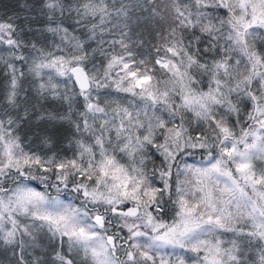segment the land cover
<instances>
[{"label": "snow or ice", "instance_id": "1", "mask_svg": "<svg viewBox=\"0 0 264 264\" xmlns=\"http://www.w3.org/2000/svg\"><path fill=\"white\" fill-rule=\"evenodd\" d=\"M0 264H264V0L0 11Z\"/></svg>", "mask_w": 264, "mask_h": 264}, {"label": "trees", "instance_id": "2", "mask_svg": "<svg viewBox=\"0 0 264 264\" xmlns=\"http://www.w3.org/2000/svg\"><path fill=\"white\" fill-rule=\"evenodd\" d=\"M16 0H0V11H3L6 7L14 5Z\"/></svg>", "mask_w": 264, "mask_h": 264}]
</instances>
